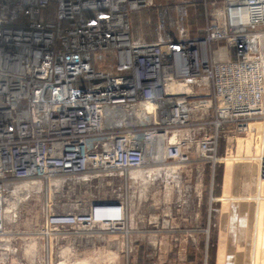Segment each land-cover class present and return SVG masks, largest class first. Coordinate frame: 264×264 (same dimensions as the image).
I'll return each instance as SVG.
<instances>
[{"label":"built area","instance_id":"obj_1","mask_svg":"<svg viewBox=\"0 0 264 264\" xmlns=\"http://www.w3.org/2000/svg\"><path fill=\"white\" fill-rule=\"evenodd\" d=\"M206 2L0 0V235L14 188L37 182L31 194L44 185L57 197L43 205L41 238H123L121 195L74 197L70 210L57 200L133 172L150 186L174 168L213 175L254 134L255 164L224 201L264 200V0ZM170 6L204 7L199 34L134 38V16Z\"/></svg>","mask_w":264,"mask_h":264},{"label":"rangeland","instance_id":"obj_2","mask_svg":"<svg viewBox=\"0 0 264 264\" xmlns=\"http://www.w3.org/2000/svg\"><path fill=\"white\" fill-rule=\"evenodd\" d=\"M193 9L170 6L141 12L132 19L133 36L175 38L181 29L198 35L206 12L202 6ZM257 136L239 141L231 159L216 167L213 175L206 165L201 170L174 168L158 174L150 186L143 172L131 173V180L117 179L112 187L95 184L89 192L68 193L57 200L70 210L76 204L74 197L121 195L127 206L128 232L123 238L96 230L41 238L37 230L43 224V205L56 195H49L43 185L40 193L31 194L40 190L34 188L13 196L7 210L15 217L9 218L0 235V264H264V200L252 202L250 211L242 202L224 201L241 193L243 165L255 164ZM211 197L216 201L210 202Z\"/></svg>","mask_w":264,"mask_h":264},{"label":"bare ground","instance_id":"obj_3","mask_svg":"<svg viewBox=\"0 0 264 264\" xmlns=\"http://www.w3.org/2000/svg\"><path fill=\"white\" fill-rule=\"evenodd\" d=\"M132 174H134V176H138L139 174L141 175L140 172H133ZM140 177V176H139ZM142 178V177H141ZM135 179V178H134ZM35 190H39L40 189V184L35 182V183H25V184H21L17 187L14 188L13 190V194L17 195L18 197H20V195L28 193L30 190L34 189ZM16 200V199H15ZM14 200V201H15ZM10 201V200H9ZM15 204V202H13ZM11 207V206H10ZM14 207V206H12ZM263 234V233H262ZM262 236V235H261ZM263 237V236H262ZM259 238V237H258Z\"/></svg>","mask_w":264,"mask_h":264},{"label":"crops","instance_id":"obj_4","mask_svg":"<svg viewBox=\"0 0 264 264\" xmlns=\"http://www.w3.org/2000/svg\"><path fill=\"white\" fill-rule=\"evenodd\" d=\"M210 2L212 1V0H209ZM217 1V0H216ZM186 9H193V8H184L183 10L185 11ZM194 11H195V9H193ZM251 208H252V206L250 207V206H247V210L248 211H250L251 210Z\"/></svg>","mask_w":264,"mask_h":264}]
</instances>
